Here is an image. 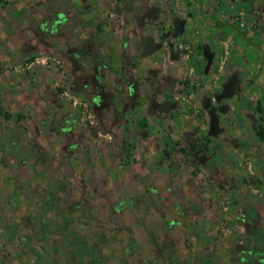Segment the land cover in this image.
<instances>
[{
	"label": "crops",
	"instance_id": "crops-1",
	"mask_svg": "<svg viewBox=\"0 0 264 264\" xmlns=\"http://www.w3.org/2000/svg\"><path fill=\"white\" fill-rule=\"evenodd\" d=\"M238 1L226 0V5L219 6L220 0H0L6 29L2 51L8 53L4 59L11 61L35 54L63 60L72 87L90 99L98 121L111 129L114 141L144 131L145 135L149 132V140L161 137L163 155L169 162L164 189H193L197 183L201 189L225 190L248 205V219L264 221V138L256 130L264 121V0H242L236 5ZM180 2H185L184 11L176 6ZM236 12L257 18V36L252 37L249 26L244 27L249 34L238 30L242 37L231 42L223 62L221 34L233 28L228 17ZM187 49L191 53L183 58ZM24 73L17 98L8 96L4 109L12 116L31 110L34 115L29 120L37 132L52 134L50 128L58 124L66 134L55 141L64 138V150L70 152L84 138L78 134L75 109L51 82L57 66L38 64ZM193 73L199 80L195 99L205 122L188 110L187 90L179 87ZM212 90L219 103L211 100ZM217 106L237 110L241 116L226 124L219 118ZM248 111L251 117L245 118ZM220 124L226 126L222 133L215 131ZM51 141L37 144L36 151L40 146L58 151L59 147L50 146ZM132 147L130 144V151ZM178 148L196 166L195 171L188 165L177 168L171 164ZM243 158L254 162L256 176L239 169L237 161ZM199 197L207 199L204 204L216 203V197L209 194ZM170 198L164 203L170 204ZM251 249L244 245L232 251L228 264H264V246ZM192 258L194 262L188 263L196 264L198 254ZM162 263L172 264L158 260L153 264Z\"/></svg>",
	"mask_w": 264,
	"mask_h": 264
},
{
	"label": "rangeland",
	"instance_id": "rangeland-1",
	"mask_svg": "<svg viewBox=\"0 0 264 264\" xmlns=\"http://www.w3.org/2000/svg\"><path fill=\"white\" fill-rule=\"evenodd\" d=\"M225 1L216 4L226 5ZM184 5L185 2L176 4L180 11H184ZM254 18L246 12L229 15L236 29L221 34L223 62L231 42L237 36L242 37L238 30L257 36L258 20ZM2 21L0 13V264H153L157 260L189 264L194 260L193 254H198L196 264L211 261L228 264L231 252H237L240 246L253 251L264 246V221L247 218L251 213L248 205L242 204V198H233L221 189L220 192L205 186L201 189L197 183H193V189L184 186L164 189V171L169 162L163 155L161 137L149 140V132L145 135L144 131L114 141L111 129L98 121L90 99L72 87V77L63 60L50 54H35L16 61L4 59L8 53L4 55L2 51L6 42ZM247 26L250 32L245 30ZM190 53L187 49L183 58ZM38 64L57 66V76L51 82L76 111L78 134L84 140L74 143L70 152L64 150V138L55 141L66 134L60 132L58 124L50 128L52 134L37 132L29 120L34 115L31 110L12 116L4 109L8 96L17 98L21 90L18 87L21 74ZM193 75L184 77L179 87L187 90L184 95L188 110L205 122L195 99L199 80ZM210 97L219 103L214 90ZM75 99L89 103L90 117L82 120ZM217 111L226 124L241 116L234 109L217 106ZM249 111L245 118L251 117ZM260 122L264 127V121ZM204 124L207 128V123ZM232 127L239 131V126ZM225 129L220 124L215 131L222 133ZM50 141L52 148L59 147L61 156H57V150L54 154L45 146L36 151L37 144ZM130 144L132 151L123 153ZM171 164L196 169L179 148ZM237 164L240 170L256 176L251 160L239 159ZM204 194L216 197L215 205L204 204L207 199L199 197ZM167 197H171L170 204L164 203ZM253 207L258 213L257 205Z\"/></svg>",
	"mask_w": 264,
	"mask_h": 264
},
{
	"label": "built area",
	"instance_id": "built-area-1",
	"mask_svg": "<svg viewBox=\"0 0 264 264\" xmlns=\"http://www.w3.org/2000/svg\"><path fill=\"white\" fill-rule=\"evenodd\" d=\"M73 101L78 107H80V110H81L80 113L82 115V120H84L88 115L89 117L92 115V113L90 112V105L88 102L82 101L79 99H75Z\"/></svg>",
	"mask_w": 264,
	"mask_h": 264
},
{
	"label": "trees",
	"instance_id": "trees-1",
	"mask_svg": "<svg viewBox=\"0 0 264 264\" xmlns=\"http://www.w3.org/2000/svg\"><path fill=\"white\" fill-rule=\"evenodd\" d=\"M258 110L262 111V108L258 107ZM261 119L263 120V117H261ZM258 133L260 134L261 137L264 138V127L261 122L258 124ZM130 150H131L130 146L126 145L123 153L129 154L131 152Z\"/></svg>",
	"mask_w": 264,
	"mask_h": 264
}]
</instances>
